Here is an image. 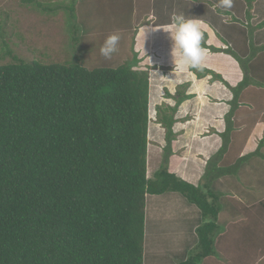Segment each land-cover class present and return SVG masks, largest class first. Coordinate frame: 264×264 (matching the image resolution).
I'll return each mask as SVG.
<instances>
[{"label":"trees","instance_id":"16d2710c","mask_svg":"<svg viewBox=\"0 0 264 264\" xmlns=\"http://www.w3.org/2000/svg\"><path fill=\"white\" fill-rule=\"evenodd\" d=\"M70 1L74 18L75 1L81 0ZM202 46L241 62L232 49L206 39ZM138 63L134 57L116 68H91L77 55L68 64L17 57L0 64V264H144L147 196L167 192L183 194L203 220L197 245L177 264H201L215 254L226 205L213 182L244 161L235 170L218 164L228 150L245 80L236 87L226 83L235 96L223 145L195 185L169 169L176 115L193 97L187 93L191 83L180 84L175 94L167 90L174 105L156 106L165 130L164 160L149 177L151 67ZM190 70L198 78L211 74L212 81H225L206 66Z\"/></svg>","mask_w":264,"mask_h":264},{"label":"crops","instance_id":"0c3cea01","mask_svg":"<svg viewBox=\"0 0 264 264\" xmlns=\"http://www.w3.org/2000/svg\"><path fill=\"white\" fill-rule=\"evenodd\" d=\"M99 1L102 3L99 9L103 20L99 19L103 24L112 22L115 28L124 29L132 26L134 18L135 26L139 28L136 31L140 30L141 37L146 39L143 53L146 52L150 61L158 59L153 67L170 68L176 73L171 75L172 81L176 83L182 80L191 83L187 93L193 94V97L180 105L176 115L178 121L174 131L177 140L169 163V169L181 178L195 185L200 184L207 161L223 145L221 135L227 128L226 116L232 111L235 96L227 84L236 87L245 80L244 86L238 91L232 115L234 129L230 134V144L234 145L218 164L229 167L241 158L244 161L238 171L223 175L213 182L214 190L223 195L222 201L226 205L222 210L226 213L219 216L218 226L224 225L227 229L219 231L221 226L218 227L215 234L216 253L203 262L264 264V0H233V7L228 10L219 7V0ZM178 13L202 22L203 39L208 45L232 49L239 56L241 62L230 53L213 52L205 48V66L223 76L224 82L212 81L211 74L198 78L189 67L180 66L179 50L173 49L174 42L167 32L172 15ZM82 24L84 27L89 26L84 21ZM160 61L168 65L163 66ZM151 83L152 79L150 103L154 93ZM169 100L175 102L172 98ZM153 135L156 136L154 141L162 136L161 141L156 143L160 145L163 141L165 145V130L159 123H153ZM231 156L234 161L233 158L230 160ZM180 216L176 218V227H168L172 229L169 234L165 226L168 223H162V227L157 228L155 226L160 223L151 220L148 230L152 231V236L162 238L165 235L173 236L177 229V236L180 237L170 243L172 246L168 248L172 253L184 252L183 261L188 257L187 251L198 243L196 229L203 220L198 207L193 210V215ZM155 229L159 230L157 234ZM185 231L189 237L181 235Z\"/></svg>","mask_w":264,"mask_h":264},{"label":"rangeland","instance_id":"374dc122","mask_svg":"<svg viewBox=\"0 0 264 264\" xmlns=\"http://www.w3.org/2000/svg\"><path fill=\"white\" fill-rule=\"evenodd\" d=\"M70 2V0H0V64H8L13 61L14 57L26 62L68 64L72 62L74 56L78 55L81 64L91 68H116L123 63L130 62L134 57L139 59L138 66L142 68L151 67L149 72L150 79H152L151 88L154 93L150 103L148 175L152 177L155 170L162 166L164 160L163 149H161L163 141L160 145L156 143L161 141L162 136L161 138L157 137V141H154L156 136L153 135V123H158L156 106L164 102L171 105L172 103L175 104L169 100L166 92L168 90L175 94L178 86L184 81L177 83L172 81L171 75L176 73H173L170 68L167 69L170 71L168 72L163 67H159V69L153 67L158 59L150 61L146 52L143 53L146 39L141 37L142 32L140 30L136 31L139 28L135 26L134 18L132 19V26L124 29L115 28L112 22L103 24L100 21V19L103 20L101 18L102 12L98 8L96 0L75 1L77 12L75 17L71 18L67 7ZM83 21L89 26L84 27ZM111 34L120 36L118 51L111 58H105L101 55L100 48L105 38ZM160 62L163 63V66L168 65L167 62ZM232 145L234 144H228V150ZM232 158L231 156L230 160ZM238 162L228 169L235 170ZM222 204L223 202H221ZM195 208L197 207L179 192L148 195L144 264H171L179 263L182 260L184 252L172 253L168 248V246L170 248L172 246L170 243H174L180 237L177 236V229H175L173 236L165 235L158 238L151 235L152 231L149 232L148 226L151 220L153 223L155 221L160 223L155 226L157 228H161L162 223H168L165 226L169 234L172 229L168 227L177 226L176 218H179V214L182 218L193 215ZM225 213L222 211L219 216H223ZM219 226H221L219 231L227 229L224 225ZM157 231L159 230L155 229V233ZM181 235L189 237V233L186 231L184 235ZM190 251L192 249L187 251L188 256Z\"/></svg>","mask_w":264,"mask_h":264},{"label":"clouds","instance_id":"9594fccd","mask_svg":"<svg viewBox=\"0 0 264 264\" xmlns=\"http://www.w3.org/2000/svg\"><path fill=\"white\" fill-rule=\"evenodd\" d=\"M219 7L225 10L231 9L233 0H219ZM167 32H169L170 39L174 42L173 49L179 50L180 66L203 71L206 50L202 46L204 37L202 22L197 18L186 17L182 13L173 14ZM119 41L120 36L118 34L107 36L100 48L101 55L105 58H111L118 51ZM173 58L175 62L176 57L174 55Z\"/></svg>","mask_w":264,"mask_h":264}]
</instances>
